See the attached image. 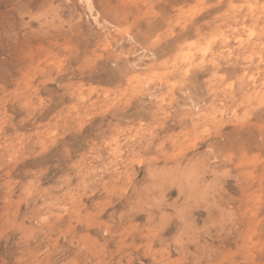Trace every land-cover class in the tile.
Segmentation results:
<instances>
[{
  "label": "rangeland",
  "instance_id": "1",
  "mask_svg": "<svg viewBox=\"0 0 264 264\" xmlns=\"http://www.w3.org/2000/svg\"><path fill=\"white\" fill-rule=\"evenodd\" d=\"M0 264H264V0H0Z\"/></svg>",
  "mask_w": 264,
  "mask_h": 264
}]
</instances>
